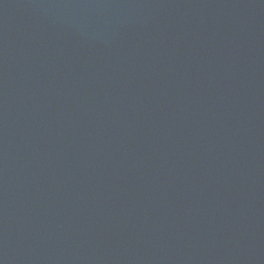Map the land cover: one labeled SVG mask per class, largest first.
Instances as JSON below:
<instances>
[{
    "label": "water",
    "instance_id": "95a60500",
    "mask_svg": "<svg viewBox=\"0 0 264 264\" xmlns=\"http://www.w3.org/2000/svg\"><path fill=\"white\" fill-rule=\"evenodd\" d=\"M0 264H264V0H0Z\"/></svg>",
    "mask_w": 264,
    "mask_h": 264
}]
</instances>
